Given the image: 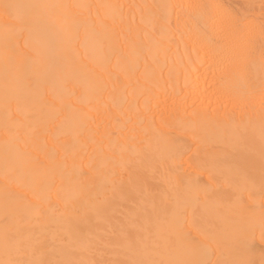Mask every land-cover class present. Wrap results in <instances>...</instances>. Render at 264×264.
<instances>
[{
	"label": "bare ground",
	"instance_id": "6f19581e",
	"mask_svg": "<svg viewBox=\"0 0 264 264\" xmlns=\"http://www.w3.org/2000/svg\"><path fill=\"white\" fill-rule=\"evenodd\" d=\"M0 264H264V0H0Z\"/></svg>",
	"mask_w": 264,
	"mask_h": 264
},
{
	"label": "snow or ice",
	"instance_id": "6c2138e0",
	"mask_svg": "<svg viewBox=\"0 0 264 264\" xmlns=\"http://www.w3.org/2000/svg\"><path fill=\"white\" fill-rule=\"evenodd\" d=\"M5 7H9V8H10V7H12V6H11V5H6Z\"/></svg>",
	"mask_w": 264,
	"mask_h": 264
}]
</instances>
